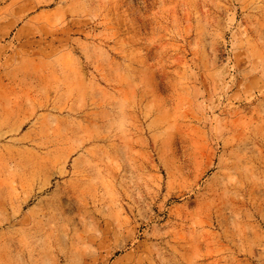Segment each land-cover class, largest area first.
<instances>
[{"label":"rangeland","instance_id":"rangeland-1","mask_svg":"<svg viewBox=\"0 0 264 264\" xmlns=\"http://www.w3.org/2000/svg\"><path fill=\"white\" fill-rule=\"evenodd\" d=\"M0 264H264V0H0Z\"/></svg>","mask_w":264,"mask_h":264}]
</instances>
